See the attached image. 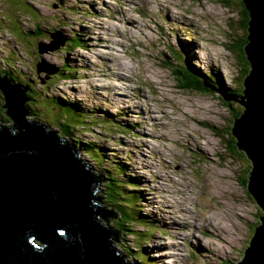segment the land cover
I'll list each match as a JSON object with an SVG mask.
<instances>
[{
  "label": "rangeland",
  "instance_id": "1",
  "mask_svg": "<svg viewBox=\"0 0 264 264\" xmlns=\"http://www.w3.org/2000/svg\"><path fill=\"white\" fill-rule=\"evenodd\" d=\"M241 9L240 2L225 4L223 0H129L127 4L123 0H0V69L20 72L39 96L78 103L76 109L85 116L86 125L73 130L68 140L79 147V156L85 157L90 170L103 171L109 169L108 164L118 162L136 177L132 184L140 201L134 210L145 217V222L133 227L137 235L133 237L126 232L127 236L122 235L114 245L130 257L137 254L144 264L151 262L152 253H156V258L162 257L153 264H235L243 259L260 222L259 216L257 219L255 216L258 212L263 215L239 185L240 176L248 181V158L238 149L240 159L243 163L247 160L249 166L238 158H228L222 141L227 139L226 127L232 125L236 110L241 108L240 77H246L249 69L243 54L246 30ZM170 10L176 14L167 15ZM12 19L18 20L23 31H35L36 25H40L42 34L15 39V34L10 33L14 27ZM50 30L58 37L50 39L47 36ZM70 32L82 38V45H64L38 53V43L43 48L51 47V41L57 43ZM194 50L201 51V56L198 52L201 60L210 56V63L197 65ZM63 61L77 70L71 74L73 78L59 75L47 78L44 72L36 73V65L45 70ZM179 70L190 72L194 78L210 71L222 83L207 91L203 90V83H209L203 79V89L188 90L174 74V71L179 74ZM36 102L39 103L37 98ZM139 102L143 103L144 113ZM43 106L40 101L38 110L33 108V114L42 116L41 121L48 120L45 115L57 116L54 107L41 113ZM155 115L159 121L152 119ZM112 119L118 130L105 124ZM5 120L3 115L0 134L6 132L3 127H9ZM49 124L54 122L49 120ZM174 130L192 133L190 143H194L186 147L179 140L182 146L176 147ZM161 134L169 138L162 142L157 139ZM73 135L81 144L73 141ZM148 135L156 138L148 139ZM234 141L236 148L235 138ZM87 142L101 149L100 168L84 154L87 150L82 146ZM197 145L203 146L202 151ZM158 146L165 153L158 154ZM122 178L127 196L131 191V183L127 182L130 179ZM208 179L215 182L213 188L207 186ZM103 183L100 185L104 206H109ZM180 190L184 193L180 194ZM175 200L178 206L172 204ZM218 201L225 206H219ZM171 204L173 209H168ZM174 211L178 217L188 219L186 222L191 221V225H183ZM217 214L228 224L220 235L210 222H216ZM123 216V220H128ZM155 217H160V221ZM164 217L166 224L178 226L180 232L172 229V225H164ZM146 224L156 228L150 230ZM140 236L147 238L142 244L138 243ZM201 241H207L213 249L204 244L208 251H198L195 244ZM138 245L143 252L135 247ZM157 247V251L151 250ZM175 249L181 250L179 256Z\"/></svg>",
  "mask_w": 264,
  "mask_h": 264
},
{
  "label": "water",
  "instance_id": "2",
  "mask_svg": "<svg viewBox=\"0 0 264 264\" xmlns=\"http://www.w3.org/2000/svg\"><path fill=\"white\" fill-rule=\"evenodd\" d=\"M229 1L242 3L249 18L243 110L231 134L251 162L246 188L263 210L236 264H264V0ZM60 38L51 47L40 43L38 51L56 50L64 43ZM40 71L53 73L39 64ZM0 89L15 125L0 134V264H141L114 246L116 231L103 223L111 214L104 206L100 176L90 172L79 147L65 142L63 147L54 130L25 117L19 85L2 79Z\"/></svg>",
  "mask_w": 264,
  "mask_h": 264
},
{
  "label": "trees",
  "instance_id": "3",
  "mask_svg": "<svg viewBox=\"0 0 264 264\" xmlns=\"http://www.w3.org/2000/svg\"><path fill=\"white\" fill-rule=\"evenodd\" d=\"M225 2L229 3V0H226ZM231 4V2H230ZM74 12V11H73ZM241 15L244 17V19H242L243 22V28L244 30H246L247 28V21H248V16L247 13L242 10L241 11ZM14 27L12 28V30L10 31V33L15 34V38H25L27 36L30 35H40L42 34V29H40V25H36V29L35 31H23L20 28V24L19 22H17L18 20H10ZM40 23V20L38 19V22ZM55 30V29H54ZM52 32L54 31H48L47 36L50 37V35L52 34ZM71 35H63L64 36V45H66L65 47H70V46H80L82 45V38L73 32H70ZM245 39V36H244ZM237 42H243V40H239ZM236 42V43H237ZM182 53V52H181ZM244 54V53H243ZM12 57V56H11ZM53 74L56 76H61L64 78H71V74L74 73L76 71V69L72 68L71 64H69L67 61H63L60 65L54 66L53 68ZM180 73L177 74V72L174 71L175 76L178 77L179 82L182 84V87L185 89H194V90H199V89H203L201 88V80L203 78H205L204 76L202 77H197L194 78L191 76V73L186 71V70H179ZM55 72V73H54ZM209 77V79H208ZM243 76H241V83H240V88L243 87ZM213 78V79H212ZM217 77H213L211 73H209L207 75V81H215ZM0 79H4L6 82H10L13 85H19L23 90H24V97H25V102L23 104V108L26 111V115L25 117L28 118L29 120L33 121V120H37L38 118H41L42 116H38L37 114H33L34 113V109H36V111L38 110L39 107V103L40 101H43L44 105L41 108V113H43L44 111L48 110V108L54 107L56 109V111L58 112L57 116L53 117V116H46L45 115V119H48L47 121H44L46 124H48L50 126V128L55 129L57 131V135L61 138V142L63 147H65V144H63V142L67 143L68 147L73 146L71 141H69V137L72 136V133L74 132L73 130H80V127L85 126V116L82 114V112H79L76 108L77 106L75 105V103H71L69 101H64L62 99L59 98H52V97H46V96H39L38 94H36L35 88H33L32 84H30L27 79L28 78H24L20 72L16 71V70H6V69H0ZM194 82H193V80ZM44 81V80H43ZM219 82L217 83H210V85L212 87H216V85L213 84H220L221 85V81L218 80ZM209 88H205L203 90H208ZM229 92H231L229 90ZM241 92V91H240ZM36 94V96H35ZM5 96H3V93L0 91V121H2V116H6V120L5 123L8 122L9 127H3L9 130H14L15 129V125L12 121V119L5 114V109H3V106L5 104V100H4ZM36 98L39 100V103L36 102ZM2 105V106H1ZM33 109V111L31 109ZM242 108V107H241ZM240 107H238L237 113L235 114V117L233 119V122L235 121V119L237 117L240 116V113L242 110ZM36 115V118L33 116ZM32 116V117H31ZM31 117V118H29ZM49 120L54 122V125L49 124ZM99 123V121H98ZM109 128H112L111 125H116V123L113 120H108L105 123ZM233 125V123H230ZM231 125V126H232ZM118 126V125H117ZM231 126L226 127V130L228 132L225 133V135H227V139H223L222 141L224 142L225 145V150L227 151V157L230 159H235L238 158L239 160V153L236 152V149L234 145L235 141L234 138L231 134ZM2 128V127H1ZM63 137L67 140H63ZM73 137L75 138V143L77 144H81V141L79 139H77L75 137V135H73ZM86 147V148H85ZM83 149H86L87 151H84V154H86V157L93 161L95 163V165L97 164V168L98 164L102 163L101 161L103 156L101 153V149L97 148L96 145H94V143L91 144H85V146L83 147ZM81 149V148H80ZM82 149V151H83ZM240 154H242L240 152ZM243 155V154H242ZM95 158H99V160H96ZM97 161H95V160ZM241 162L243 163V161L241 160ZM112 163V162H111ZM247 163V164H246ZM246 166L248 165V161L246 160L245 163ZM108 168L110 169H106L104 168V170H100L99 172L103 174V176L105 177V182L103 183V191H104V196H107V201L109 202V206H105L106 207V211L108 213L111 214V216H113L112 218H110L111 216L109 215L108 217H106V220L103 221V223L108 227V228H113L116 227L117 229L114 230L115 228H113L114 231H116V236L115 238H112L113 243L115 244L116 242H118V239H122L123 236H125L126 232L127 233H131L132 236L134 237L135 235H137V231L135 229H133V227L135 225H143L144 224V220L145 217H142L138 214V212L135 209V206L138 204V202L140 201V198L138 196H136L137 192H135V184L133 183V180H136L134 176L130 175L128 172V168H126V166H124L121 163H114L113 162V166L112 165H107ZM249 166V165H248ZM250 169V167H249ZM127 174H126V173ZM249 173H247L248 175ZM96 175V174H95ZM129 178L130 180H127L128 183H131V191L129 192V194L127 196L124 195L125 191V183L123 182V178ZM249 176V175H248ZM240 178V182L239 185L242 188H246V184L247 181L246 179H242L241 176ZM249 178V177H248ZM247 192V191H246ZM140 211V210H139ZM259 211V210H257ZM126 215V217L128 218V220H123L124 216ZM131 215V218L129 217V215ZM259 216V218L261 219V215L258 212L257 215L255 216V218L257 219ZM125 217V218H126ZM132 219V220H131ZM254 220V218H253ZM114 226H113V225ZM113 226V227H112ZM146 228L153 230L156 227L153 226L151 228H149V226L146 224ZM112 230V231H113ZM150 233V232H148ZM123 235V236H122ZM127 236V234H126ZM141 238V239H140ZM138 243L142 244L143 242H145V240L147 238L145 237H138ZM138 248L139 251L143 252V249L140 247V245L135 246ZM121 249L126 250V248L121 247ZM127 249L130 250L129 247H127ZM147 253V252H146ZM148 255V254H147ZM135 260L140 261L141 263L143 262V260L140 258V256H138L137 254L133 253L132 256ZM144 264V263H143ZM150 264V263H149ZM152 264V263H151Z\"/></svg>",
  "mask_w": 264,
  "mask_h": 264
},
{
  "label": "bare ground",
  "instance_id": "4",
  "mask_svg": "<svg viewBox=\"0 0 264 264\" xmlns=\"http://www.w3.org/2000/svg\"><path fill=\"white\" fill-rule=\"evenodd\" d=\"M127 1L129 2V0H123V4H127ZM160 9H163V8H160ZM143 10V9H142ZM145 11V10H144ZM169 12H173L174 14H176L174 11H167V15H168V13ZM4 27V26H3ZM184 42H185V40H183ZM184 42H181L182 44H184ZM94 46H96L95 44H94ZM196 50H197V48H195ZM196 52V63H197V65H199L198 63H201V64H204V63H210V56H207L208 57V60H201V58H200V56H201V51H195ZM198 52H199V55L200 56H198ZM11 53H12V51H11ZM109 60H111V58L109 59ZM204 61V62H203ZM189 65V64H188ZM212 66H213V64H212ZM73 68V67H72ZM77 73V72H76ZM75 73V74H76ZM210 73V71L208 72V71H205V74H209ZM207 75H204V77L205 78H207ZM214 77V76H213ZM122 79V78H121ZM208 79H209V77H208ZM213 79V78H212ZM218 80H220V79H216L215 81H209L210 83H217V82H219ZM221 81V80H220ZM222 82V81H221ZM228 83V82H227ZM213 85H216V87H219L220 86V84H213ZM109 90H111V87L110 88H108ZM93 91H95V89L93 90ZM226 92V91H225ZM231 92H229V89H228V93L226 92V94H230ZM135 98V97H134ZM139 99H140V97H139ZM143 103H141V102H139V105H140V110H141V113H144L145 112V108H144V106L142 105ZM199 110V109H198ZM199 112V111H198ZM203 114V113H202ZM204 115V114H203ZM154 117V118H153ZM152 117V119H154V121H159V118L158 117H156V115L155 116H153ZM195 117H197L201 122H203V119L200 117L199 118V115L197 116H195ZM192 118V117H191ZM113 120V119H112ZM100 121V120H99ZM113 121H115V120H113ZM116 123V122H115ZM101 124V123H100ZM102 125V124H101ZM113 126H115V127H119V126H117V125H113ZM45 128L46 129H49V127L48 126H46L45 125ZM172 133H174V135H173V137H174V139H173V143L175 144V146L177 147V146H182V145H179V144H182L181 142L183 141V142H185V143H183V145H185L186 147H188V144L190 143V139L191 138H193L194 136H193V134L191 133V134H188L187 135V130H185V131H183V133L182 134H180L178 131H176V130H174V131H172ZM148 136H150V135H148ZM148 136H146V138H148V139H150V138H156V137H154V136H150V137H148ZM60 138V137H59ZM165 138H169V136L167 135V136H165L164 134H161L160 136H158L157 137V139L158 140H160V141H165L164 139ZM179 140H181V142L179 141ZM192 143H194V142H192ZM192 143H190V145H192ZM86 144H91V143H86ZM95 145V144H94ZM200 151H202V148H203V146L202 147H200L199 145H197L196 146ZM158 148V154L160 153V155L161 154H163V153H165V152H163L164 151V149L161 147V146H158L157 147ZM153 149H151V151H152ZM162 163H163V161H162ZM126 165H129L128 163H126ZM164 167H166V165H164L163 164V168ZM131 168V167H130ZM135 177V176H134ZM205 182H206V180H205ZM215 182L214 181H210V179H208L207 180V186L208 187H212L213 188V184H214ZM179 193L181 194H183L184 193V191L183 190H180L179 191ZM212 193V192H211ZM215 195V194H214ZM218 197H220V196H218ZM221 198V197H220ZM218 202H220V201H218ZM172 204H175V205H179L178 204V202L175 200V202L174 203H172ZM172 204L168 207V209H170V208H172L173 209V207H172ZM226 204V203H225ZM219 206H225V205H223V203L222 202H220V204H218ZM179 211L181 212V213H183L182 212V209H179ZM173 213V212H172ZM174 214L176 215V218H179L178 220L181 222V223H183V225H191V221H190V223L189 222H186L188 219H184L183 217H178L177 216V212H175L174 211ZM165 216V215H164ZM155 218H157L159 221H160V217H155ZM175 218V219H176ZM216 222L214 221V220H210V222H212L213 224H214V226H216V228H218V230L216 231V234H218V235H220V234H223V230H227L228 229V224H227V222L224 220V217H221L219 214H217L216 215ZM166 224V222H165V217H164V225ZM174 224H175V222H174ZM167 226H170V225H172L171 223L170 224H166ZM180 226H182V224L180 225ZM172 229H174V230H176V232H180V230L181 229H179L178 228V226L176 227V225H172ZM184 227V226H183ZM187 229V228H186ZM224 233H226V232H224ZM226 235V234H225ZM113 241V240H112ZM117 243V242H116ZM114 244V243H113ZM204 244H207L210 248H212L208 243H207V241H205V243H203V241H201L200 243H199V245L198 244H195L196 245V248L198 249V251H200V252H204V251H208V249H209V247L208 246H205ZM158 248L159 247H157V248H152L151 250L152 251H157L158 250ZM200 248H207V249H205V250H199ZM213 249V248H212ZM221 249L222 248H219L218 249V251L220 252V253H222L221 252ZM179 251H181L180 249L178 250V249H175V253H176V255H178L179 256V254L181 253V252H179ZM161 252V251H160ZM172 252V251H171ZM150 253V252H149ZM149 253H147V254H149ZM224 253H226L225 251H224ZM156 253H152V255L153 256H151L152 257V259L150 260V257H149V260L151 261V262H154L155 260H157V259H162V257H161V255H157V258H156V255H155ZM223 254V253H222ZM171 255H173V254H171ZM212 255L213 256H215V253H212ZM224 255V254H223ZM160 257V258H159ZM164 258V257H163ZM151 262H149L150 264H151ZM142 264H143V262H142ZM153 264V263H152ZM231 264V263H230Z\"/></svg>",
  "mask_w": 264,
  "mask_h": 264
},
{
  "label": "clouds",
  "instance_id": "5",
  "mask_svg": "<svg viewBox=\"0 0 264 264\" xmlns=\"http://www.w3.org/2000/svg\"><path fill=\"white\" fill-rule=\"evenodd\" d=\"M226 0H223V2L226 4V2H225ZM240 8H242L241 9V11L242 10H244V8H243V5H242V3H240ZM245 11V10H244ZM248 16V15H247ZM249 19V18H248ZM52 34H54V32H52ZM246 34H247V31H246ZM63 38H64V36H62ZM50 39H52L51 38V35H50V37H49ZM16 39V38H15ZM192 39H194V37L192 38ZM246 40V35H245V39H244V41ZM40 43H38L37 44V51H38V45H39ZM64 44V43H63ZM62 46V45H61ZM54 51V50H53ZM38 53H40L39 51H38ZM245 56V55H244ZM195 63V62H194ZM247 65L249 66V64H248V62H247ZM53 66L51 67V68H49L50 70H52L53 71ZM77 71V70H76ZM42 72H44V71H40V72H37V65H36V73L39 75L40 73H42ZM46 73V75H45V77H49V76H51V75H54L53 73H47V72H44V74ZM55 73V72H54ZM70 78V77H69ZM71 78H73V76L71 75ZM203 79H205V78H203ZM203 79H202V83H203ZM243 79H245V77L243 78ZM207 80V79H206ZM0 81H1V79H0ZM3 81H5L4 79H3ZM41 82H43V80L41 81ZM243 82H244V80H243ZM209 83V82H208ZM12 84V83H11ZM13 85V84H12ZM203 85H204V87H205V85H207V84H204L203 83ZM209 85V84H208ZM210 86V85H209ZM21 88V87H20ZM206 88V87H205ZM211 88V87H210ZM22 89V88H21ZM212 89V88H211ZM242 90L243 89H241V92H242ZM0 91H1V89H0ZM2 92V91H1ZM240 97H241V99H242V95H240ZM65 101V100H64ZM66 101H69V100H67L66 99ZM69 102H71V101H69ZM72 103V102H71ZM73 103H75V105L77 106V104L78 103H76V102H73ZM240 103V102H239ZM241 107H242V105H241ZM3 109H5L4 111H5V114L7 115V113H6V108H5V104H4V106H3ZM242 109H243V107H242ZM242 111V110H241ZM36 118V117H35ZM238 118V117H237ZM236 120V119H235ZM33 123H38V124H43L44 123V125H46V126H48L49 127V129H46V131H49L50 129H52V128H50V126L48 125V124H46L45 122H43V121H41L39 118L37 119V120H33L32 121ZM234 123V122H233ZM233 126V125H232ZM2 129H5V128H2ZM52 130H54L55 131V133H56V136L59 138V136L57 135L58 133H57V131L55 130V129H52ZM6 131H10L9 129H6ZM61 139V138H60ZM62 143V142H61ZM250 162V161H249ZM251 163V162H250ZM248 175H250V174H248ZM249 177V176H248ZM248 180H249V178H248ZM102 182V181H101ZM105 182V181H104ZM247 183H248V181H247ZM246 186H247V184H246ZM245 190L247 191V188H245ZM247 193L249 194V192L247 191ZM253 199V198H252ZM256 203V202H255ZM257 204V203H256ZM257 206L259 207V205L257 204ZM259 209L263 212V210L259 207ZM259 225V224H258ZM258 225H257V227H258ZM115 246V245H114ZM247 248V247H246ZM241 261V260H240ZM238 263V262H237ZM236 264V263H235Z\"/></svg>",
  "mask_w": 264,
  "mask_h": 264
}]
</instances>
